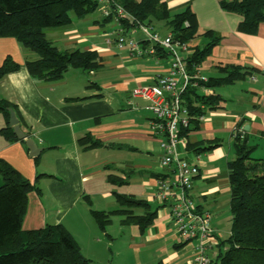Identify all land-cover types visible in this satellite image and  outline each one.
<instances>
[{
  "label": "crops",
  "instance_id": "1",
  "mask_svg": "<svg viewBox=\"0 0 264 264\" xmlns=\"http://www.w3.org/2000/svg\"><path fill=\"white\" fill-rule=\"evenodd\" d=\"M163 1L171 13L191 8L199 34L191 41L194 47L209 43L210 38L203 35L207 30L218 36L201 58L202 77L224 78L225 68L232 66L244 72L230 83L198 87L201 95H218V104L204 108L203 119L195 117L183 142L176 144L179 155L198 166L190 194L198 209L210 214L207 254L214 260L231 226L227 163L236 156L234 134L244 131L247 145L255 148L251 156L255 150L263 153L258 158L264 156V21L255 33H244L238 30L242 16L223 9L221 0ZM120 28L145 49L151 45L139 28L119 25L112 17H102L98 9L83 17L71 14L66 25L46 27L47 39L58 49L95 51L98 58L95 69L71 68L54 81L32 77L25 61L35 59L36 53L13 37H0V65L6 57L19 65L0 79V96L15 104L21 130L41 148L31 156L25 142L7 140L0 132V159L36 186L27 193L21 228L60 223L82 253L86 251L83 254L95 261L116 262L119 253L114 254L111 246L120 248L114 242L121 235L134 253V264L152 260L194 264L196 241L179 237L169 219L168 204H159L155 198L157 180L171 177V168L160 164L162 150L150 130L152 113L147 102L131 94L165 74L170 58L160 48H155V55H135L117 47ZM155 30L160 36L170 32L168 27ZM5 125L0 112V130ZM85 136L90 140L81 143ZM116 194L146 200L156 212L144 231L134 222L122 223L120 213L111 214L104 229L98 226L90 209H118ZM133 210L142 214L140 207ZM109 254L112 257L107 258Z\"/></svg>",
  "mask_w": 264,
  "mask_h": 264
},
{
  "label": "trees",
  "instance_id": "2",
  "mask_svg": "<svg viewBox=\"0 0 264 264\" xmlns=\"http://www.w3.org/2000/svg\"><path fill=\"white\" fill-rule=\"evenodd\" d=\"M120 3L131 16V19L120 20L123 25L164 21L173 38L181 42H190L199 35L195 14L189 6L171 13L163 0H121ZM220 6L242 16L238 26L241 32L255 33L259 23L264 21V0H221ZM97 8V0H0V37H13L21 46L36 53L35 59L25 61L29 74L34 78L54 81L71 68L93 70L98 67L95 51L60 50L47 39L43 30L70 23L71 14L83 17ZM203 35L210 38L209 43L203 48L195 46L194 52L186 58L190 74L218 40L211 30ZM162 55L167 56V53L163 51ZM18 67L10 57H6L0 65V79ZM225 70L226 77L193 80L183 92L182 102L190 116L189 124L204 113V108L212 109L218 104V95H201L198 87L230 83L244 76L241 67L232 66ZM9 108L17 112L15 104L0 96V112L6 120L0 132L7 140L24 142L14 135L8 123ZM189 127L182 129L180 135L184 136ZM88 140L89 136L79 139L81 143ZM233 145L236 156L227 163L232 216L230 232L220 243L224 248L218 251L211 264H264V156H251L255 148L247 145L244 131L234 134ZM0 177V264H88L89 260L62 224L22 230L27 193L36 186L2 159ZM116 200L119 208L112 212L90 209L101 229L110 223L113 213L123 214L122 223L134 222L141 232L152 223L156 212L150 209L146 200L121 194H116ZM136 207L142 208V214H134L133 208Z\"/></svg>",
  "mask_w": 264,
  "mask_h": 264
},
{
  "label": "built area",
  "instance_id": "3",
  "mask_svg": "<svg viewBox=\"0 0 264 264\" xmlns=\"http://www.w3.org/2000/svg\"><path fill=\"white\" fill-rule=\"evenodd\" d=\"M101 16L112 17L119 25L121 19H131L121 3L115 0H97ZM146 40L151 44L145 49L142 44L122 28L116 35V45L126 48L131 54L155 55V48H162L170 58L169 68L165 74L155 76L151 85L137 87L131 94L147 102L152 113L149 121L150 130L159 138L162 156L160 164L171 168V177L157 180L155 198L159 204H168L169 219L182 240L196 241L194 264H210L207 254L211 235L210 214L198 209L190 194L193 180L198 176V166L182 158L176 144L183 142L182 129L189 127L190 116L183 104V92L193 80L206 81L199 74L197 66L193 74L186 68V58L194 52L190 42L174 39L171 32L160 36L150 26L137 25ZM195 84V83H194ZM200 120L203 116H198Z\"/></svg>",
  "mask_w": 264,
  "mask_h": 264
},
{
  "label": "rangeland",
  "instance_id": "4",
  "mask_svg": "<svg viewBox=\"0 0 264 264\" xmlns=\"http://www.w3.org/2000/svg\"><path fill=\"white\" fill-rule=\"evenodd\" d=\"M139 24H142V25H145V26H150L153 29L154 32L156 31L155 29L167 28L164 21L152 20V21H150V24H143V23H139ZM139 24H137V25H139ZM137 25L136 26H132V27L137 28ZM130 32L132 34L133 30H131ZM260 153L263 155V153L260 152L259 150L258 151L255 150V152L253 153V157H259ZM111 231H116V230L111 229ZM120 236L121 235L117 236V238L115 239V242H114L115 245L120 246V248H118V249H120L119 252H116V251H118V249L115 250L116 246H111V250L113 251L114 254L119 253V257L117 258L116 262H115V260H110L109 261V259H108L107 262H104L105 260H96L95 261L94 258L92 256H90V254H88V255L86 253H85L86 255L83 254L86 251H84L83 253H82L81 250L80 251L83 254V256L89 260L88 264H134L135 263V261H134L135 260L134 253L132 252V250H130L128 248L127 238L122 237V236L120 237ZM110 255L111 254H109L107 258L112 257ZM141 258L143 260V254L141 255ZM153 261L154 260H152V262L150 261L149 264H156V261L154 263H153Z\"/></svg>",
  "mask_w": 264,
  "mask_h": 264
},
{
  "label": "water",
  "instance_id": "5",
  "mask_svg": "<svg viewBox=\"0 0 264 264\" xmlns=\"http://www.w3.org/2000/svg\"><path fill=\"white\" fill-rule=\"evenodd\" d=\"M9 125L12 127V131L14 135L18 139L24 140L29 153L31 156L37 155L40 151L41 148H39L34 140L25 132H23L20 128L18 118L16 116V113L13 108H9V120H8Z\"/></svg>",
  "mask_w": 264,
  "mask_h": 264
}]
</instances>
